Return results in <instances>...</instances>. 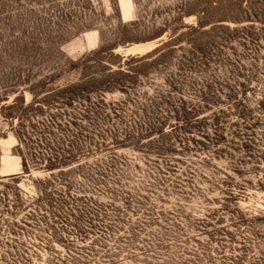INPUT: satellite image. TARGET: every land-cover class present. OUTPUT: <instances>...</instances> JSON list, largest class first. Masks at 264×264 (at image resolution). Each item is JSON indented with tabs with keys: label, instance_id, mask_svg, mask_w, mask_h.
I'll list each match as a JSON object with an SVG mask.
<instances>
[{
	"label": "rangeland",
	"instance_id": "1",
	"mask_svg": "<svg viewBox=\"0 0 264 264\" xmlns=\"http://www.w3.org/2000/svg\"><path fill=\"white\" fill-rule=\"evenodd\" d=\"M129 2L0 0V264H264V0Z\"/></svg>",
	"mask_w": 264,
	"mask_h": 264
},
{
	"label": "bare ground",
	"instance_id": "2",
	"mask_svg": "<svg viewBox=\"0 0 264 264\" xmlns=\"http://www.w3.org/2000/svg\"><path fill=\"white\" fill-rule=\"evenodd\" d=\"M129 3H130L129 0H120L121 12L124 18L127 17L128 13L130 12ZM86 40L89 46H94L96 41L94 33L86 34ZM147 49H148L147 44L133 45L125 49L124 54L125 55L143 54L144 52L147 51ZM4 176H8V175H4Z\"/></svg>",
	"mask_w": 264,
	"mask_h": 264
},
{
	"label": "trees",
	"instance_id": "3",
	"mask_svg": "<svg viewBox=\"0 0 264 264\" xmlns=\"http://www.w3.org/2000/svg\"><path fill=\"white\" fill-rule=\"evenodd\" d=\"M23 167H25V166H23Z\"/></svg>",
	"mask_w": 264,
	"mask_h": 264
}]
</instances>
